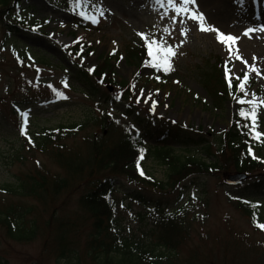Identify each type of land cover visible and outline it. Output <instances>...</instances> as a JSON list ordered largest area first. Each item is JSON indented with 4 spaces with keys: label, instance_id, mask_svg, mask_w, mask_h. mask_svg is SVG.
Segmentation results:
<instances>
[{
    "label": "rangeland",
    "instance_id": "374dc122",
    "mask_svg": "<svg viewBox=\"0 0 264 264\" xmlns=\"http://www.w3.org/2000/svg\"><path fill=\"white\" fill-rule=\"evenodd\" d=\"M56 2L58 6L50 0H23L22 6L31 12L29 21L40 22L43 32L65 46L67 56L58 44L38 35L21 33L14 39L29 46L32 56L27 53V57H18L16 53L21 50L26 53L22 47L0 50V186L12 184L19 176H34L39 170L50 178L65 173L58 157L60 153L55 149L42 152L38 148L28 153L21 149L23 145H31L25 137L26 130L23 137L18 130L17 117L12 116V103L24 96L32 98L22 102L32 105L27 125L31 138L41 129L77 124L69 135L62 136L68 147L79 148L83 138L95 135L97 130L99 136H118L135 124L150 145L163 146L158 143L164 136L181 158L201 157L197 146L187 150L186 145L175 142V133L167 132L164 123L186 125L206 136V140L197 142L215 144L228 131L241 105L245 106L246 113L253 112L256 116L257 131L264 136V0H83L90 4L91 10L86 12L93 18L89 22L92 25L84 23L88 26L85 29L79 19L61 8L60 0ZM3 36L1 30L0 38ZM142 48L145 55L148 51L155 59L158 54H166L162 59L169 62L170 68L164 70L168 73L160 76L150 63L137 66L125 59L126 55H132L129 50L144 58ZM214 58L229 65L227 83L229 86L238 83L237 89L241 92L240 97L229 96L223 103L218 102V107L214 102L213 85L208 90L199 77L200 69L204 70ZM106 59L114 65L109 72L102 69ZM77 62L90 72L102 69L95 80L106 98H110L109 94L117 97L126 91L124 95L131 96L127 102H136L140 112L145 109L143 115L149 112L163 119H152L142 126L136 114L121 113V107L112 101L101 100L104 98L100 95V100H92L77 87L74 72H70ZM139 63L142 64L141 60ZM102 74L107 75L104 82ZM111 78L115 82H111ZM122 80L126 82L119 84ZM129 85L134 90H130ZM103 118L107 122L104 128L98 124ZM145 125L149 128L144 129ZM253 154L264 160V144L254 148ZM37 158L40 164L35 162ZM206 158L213 161L212 157ZM225 160L227 164L216 174L201 171L196 166L185 179H179L177 190L156 191L149 184L129 182L127 174L120 177L117 196L124 200L122 213L131 224V230L136 232L144 225L142 229H151L155 223L150 214L148 221L140 220L138 213L142 206L125 195L130 187L144 191L148 197L161 198L167 207L182 209L180 260L193 259L198 264H264V232L254 228L243 209L228 196L230 192L250 191L251 178L239 185L225 183L228 175L238 172L249 175V172L236 168L234 161L229 162L226 156ZM140 169L163 181H167L170 172L167 165L151 157L140 164ZM258 173L256 170L253 174ZM77 183L60 191L54 201L41 203L31 198L39 223V230L31 239L12 237L6 225L0 222V257L4 261L8 264H69L59 259L60 241L55 222L51 225L45 222L55 213L63 217L71 215V211L82 213L79 199L83 188ZM180 191H183L181 195ZM261 197L264 200V196ZM9 201L10 197L0 192V210ZM11 201L21 202L13 198ZM160 229L154 231L155 237L162 232ZM72 235L68 234V238ZM85 239L86 231L74 241L81 252Z\"/></svg>",
    "mask_w": 264,
    "mask_h": 264
},
{
    "label": "trees",
    "instance_id": "16d2710c",
    "mask_svg": "<svg viewBox=\"0 0 264 264\" xmlns=\"http://www.w3.org/2000/svg\"><path fill=\"white\" fill-rule=\"evenodd\" d=\"M60 1L63 4L62 9L70 8L72 0ZM19 2L22 1L0 0V24L3 25L5 31V35L1 38L0 50L9 46L14 49L18 47L21 42L15 41L14 36L20 32H26L23 34H35L33 32H36L45 35L39 31L38 22L28 23L26 15L29 14V9H23V7L18 15L16 14V5L18 4L19 7ZM71 11L74 10L71 9ZM144 49L142 48L143 55ZM129 51L132 55H126V59L130 63H135L140 55L136 51ZM21 55L25 57L24 53ZM222 61L218 58H214L212 62L210 60L209 64L204 66V70L200 69L201 75L199 76L207 89L213 85L216 106L218 102L223 103L230 92L225 84L224 68L226 65ZM74 65L77 85L92 100H100L98 99L100 95L104 98L101 100L112 101L119 105L121 112L125 114L129 112L135 116L136 112H139L136 105L127 102L131 96L124 95L126 91L118 94L120 99L113 94H109L110 98H106L102 88L97 85L95 76H100L102 69L109 72L114 67L109 59H106L101 70L95 71L92 75L79 62ZM112 81L115 82L113 78H111ZM125 82L121 81V83ZM33 98L36 99L37 96ZM123 98L125 101L122 100ZM30 99H32L30 96H24L18 103H12V116L17 117L20 133L24 130L21 122L22 102ZM136 117L142 126L152 121L143 114H136ZM166 123L168 124L164 123V125L167 127V132L175 133V142L184 144L187 148L197 146L203 156L183 159L175 154L171 145H150L141 135V129L133 131L132 126L118 136L110 137L97 135V130L95 135L83 138L79 148L74 145L68 147L64 142L65 138L62 137L76 129L77 124L38 130L39 132L34 135L33 139L27 141L31 146L23 145L21 149H25L26 153L38 148L42 152L55 149L60 153L58 157L65 173L60 177L51 175L53 178H50V175L39 170L34 172V176H19L12 184L0 186V192L10 197V201L4 203V208L0 210V222L6 225L12 237L31 239L39 230L36 208L34 204L31 205L34 203L31 198L41 203L54 201L60 191H65L78 181L77 186L83 188L79 199L82 213L71 211V215L65 217L55 213L50 220L47 219L45 222L51 225L54 221L56 224V235L60 241V260L69 264H198L193 259L187 262L179 259L180 234L184 225L182 209L167 207L161 198L151 195L148 197L144 191L130 187L125 195L131 197L132 201L137 200L142 206V211L138 213L140 220L148 221V214H150L155 223L151 229H142L146 226L144 225L138 227L139 231L134 232L122 213L124 200L117 196L120 191L118 181L120 177L127 174L130 176L129 182L131 183L141 184L143 182L153 186L156 191L168 188L177 190L180 187L179 179H185L196 166L201 171L210 174L220 172L227 164L226 156L229 162L234 161L236 168L248 171L251 178L250 191L243 194L230 192L228 196L231 201L243 209L244 215L249 218L253 227L264 232V200L261 197V195L264 196V160L253 154L254 148L263 146L264 137L257 133L256 122L249 114H239L233 126L223 133L215 144L197 142L206 140L202 132H194L193 129L179 124ZM98 124H101L103 128L106 127V119L98 120ZM148 128L149 126L145 125L144 129ZM163 132L165 130H162ZM58 133L62 134L58 135ZM163 140L161 143H164ZM202 143L205 145H200ZM206 156L212 157L213 161H208ZM148 157L168 166L170 172L167 181L158 180L141 171L140 164ZM1 161L0 153V163ZM35 162L40 164L38 158ZM256 170L259 173L254 175ZM182 192L180 191V195ZM259 192L262 194L259 195ZM11 198L21 202H12ZM87 226L88 229H84ZM160 227L162 232L155 237L154 231ZM84 231H86V239L84 250L81 252L74 241ZM70 233L73 234L72 238H68ZM0 264L8 263L0 257Z\"/></svg>",
    "mask_w": 264,
    "mask_h": 264
},
{
    "label": "water",
    "instance_id": "95a60500",
    "mask_svg": "<svg viewBox=\"0 0 264 264\" xmlns=\"http://www.w3.org/2000/svg\"><path fill=\"white\" fill-rule=\"evenodd\" d=\"M245 178L244 174H237V175H230L228 176V179L231 183L239 182L241 179Z\"/></svg>",
    "mask_w": 264,
    "mask_h": 264
},
{
    "label": "bare ground",
    "instance_id": "6f19581e",
    "mask_svg": "<svg viewBox=\"0 0 264 264\" xmlns=\"http://www.w3.org/2000/svg\"><path fill=\"white\" fill-rule=\"evenodd\" d=\"M216 17H218V18H219V15H217ZM258 19H260V18H258Z\"/></svg>",
    "mask_w": 264,
    "mask_h": 264
}]
</instances>
